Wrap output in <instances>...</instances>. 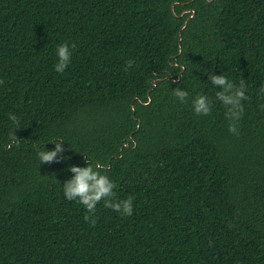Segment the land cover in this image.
Instances as JSON below:
<instances>
[{"label": "trees", "instance_id": "16d2710c", "mask_svg": "<svg viewBox=\"0 0 264 264\" xmlns=\"http://www.w3.org/2000/svg\"><path fill=\"white\" fill-rule=\"evenodd\" d=\"M209 73L246 81L238 134ZM0 81V264H264V0H0ZM86 157L131 216L64 197Z\"/></svg>", "mask_w": 264, "mask_h": 264}, {"label": "clouds", "instance_id": "9594fccd", "mask_svg": "<svg viewBox=\"0 0 264 264\" xmlns=\"http://www.w3.org/2000/svg\"><path fill=\"white\" fill-rule=\"evenodd\" d=\"M76 45L73 43L71 48L67 42H64L57 46L56 54L58 56V62L55 65L57 72H63L68 64L71 62V49H74ZM132 61L129 60L125 66V71L132 65ZM209 80L215 87H219V91L215 93V99L222 102L226 108V117L230 120L229 131L238 134V121L243 114L244 108L242 101L248 97L247 84L244 79L239 81L237 86L232 81L228 80L224 74L214 75L209 73ZM3 83V81H0ZM174 95L181 101L186 102L188 92L176 88ZM212 99L205 94H198L192 101L193 110L197 115L207 116L210 114V106L212 105ZM264 107V105H262ZM9 119L12 121L14 130L9 134V139L12 142L18 140L15 130L19 129V118L10 113ZM55 148L52 150L46 149L38 151V158L40 162L51 163L57 158L58 152H63L62 140H53ZM11 146V145H9ZM89 161L86 166H71L70 171L75 175L71 179L67 180L63 184V194L67 200L77 201L83 205L87 212L84 216L85 221H88L90 225L96 224L94 213L99 202L103 201L106 208H110L115 212L120 213L123 216H131L133 212V197L127 199H117L114 189L116 188L115 182L105 175L102 171L103 165Z\"/></svg>", "mask_w": 264, "mask_h": 264}]
</instances>
